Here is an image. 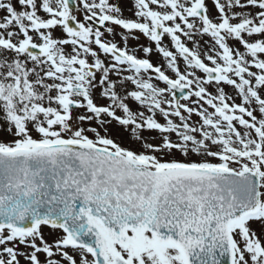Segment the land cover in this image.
<instances>
[{"label": "snow or ice", "instance_id": "1", "mask_svg": "<svg viewBox=\"0 0 264 264\" xmlns=\"http://www.w3.org/2000/svg\"><path fill=\"white\" fill-rule=\"evenodd\" d=\"M0 264H264V0H0Z\"/></svg>", "mask_w": 264, "mask_h": 264}]
</instances>
